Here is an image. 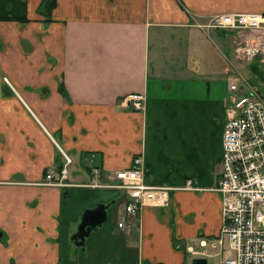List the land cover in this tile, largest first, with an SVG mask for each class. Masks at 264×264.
Instances as JSON below:
<instances>
[{
	"label": "crops",
	"instance_id": "1",
	"mask_svg": "<svg viewBox=\"0 0 264 264\" xmlns=\"http://www.w3.org/2000/svg\"><path fill=\"white\" fill-rule=\"evenodd\" d=\"M40 2L0 0V264H190L189 249L209 250L220 226L231 93L209 28L231 32L207 23L264 14V0H54L48 12ZM130 92L143 96L137 110L120 104ZM58 147L73 163L67 184L43 183L48 168L57 176ZM133 156L144 182L169 186L168 203L118 227L124 190L108 184ZM98 202L105 219L74 245L76 216Z\"/></svg>",
	"mask_w": 264,
	"mask_h": 264
},
{
	"label": "built area",
	"instance_id": "2",
	"mask_svg": "<svg viewBox=\"0 0 264 264\" xmlns=\"http://www.w3.org/2000/svg\"><path fill=\"white\" fill-rule=\"evenodd\" d=\"M207 25L228 29L240 57L247 61L255 58L264 65V14L220 13L213 15ZM241 81L243 85L228 84L231 93L222 122L220 171L215 185L220 193L221 219L215 241L219 245L224 238L227 241V254L220 258L219 264H264V94L245 79ZM142 99L139 92H130L121 102H129L138 109ZM60 152L58 177L52 179L51 170L47 169L45 183L64 184L61 179L70 157ZM139 163V158L133 156L130 166L113 171L111 185L125 192L117 226L133 217L143 204L168 203L169 186L144 182ZM89 170L94 175L99 172L95 165H90Z\"/></svg>",
	"mask_w": 264,
	"mask_h": 264
},
{
	"label": "rangeland",
	"instance_id": "3",
	"mask_svg": "<svg viewBox=\"0 0 264 264\" xmlns=\"http://www.w3.org/2000/svg\"><path fill=\"white\" fill-rule=\"evenodd\" d=\"M209 35L216 45L218 44L220 45V50L223 51V53L225 54L224 61H225V64L227 65L226 79L228 81L233 80L237 84H240V85H243L241 80L245 79L248 83L257 84L258 89L261 92H264V85H261L259 83V78L256 75V73L250 70L249 66L244 62V60H242V58H240V55L237 53V51H235L234 36L232 34H229L230 36L229 37L228 33L225 32L223 37L217 38L216 37L217 35L214 34L212 28H209ZM206 40L203 41V43L207 42L204 47V52H206L209 56L217 55L218 54L217 46H214L208 39ZM227 40L231 43V45L227 43ZM221 60H223L222 57H221ZM229 62H231V64L233 65L231 66ZM72 166H73V163L68 165V169L71 170ZM121 205H122V202H120V207ZM84 209L85 208H83L80 211V213L76 216V220L78 219L77 221H79L80 214L82 213ZM213 243L215 244L214 241ZM207 247L209 248L210 251L214 253L206 257V264H217L218 259L227 254L226 238H224L222 245L218 244L217 246L215 245L212 247L209 244ZM216 251L219 252V255L218 254L216 255L215 253Z\"/></svg>",
	"mask_w": 264,
	"mask_h": 264
},
{
	"label": "water",
	"instance_id": "4",
	"mask_svg": "<svg viewBox=\"0 0 264 264\" xmlns=\"http://www.w3.org/2000/svg\"><path fill=\"white\" fill-rule=\"evenodd\" d=\"M106 203L98 202L92 207H86L80 214L75 230L70 233V239L76 246L82 245L84 237L90 230L95 229L106 217ZM190 264H205V258L202 256H194L190 259Z\"/></svg>",
	"mask_w": 264,
	"mask_h": 264
},
{
	"label": "trees",
	"instance_id": "5",
	"mask_svg": "<svg viewBox=\"0 0 264 264\" xmlns=\"http://www.w3.org/2000/svg\"><path fill=\"white\" fill-rule=\"evenodd\" d=\"M54 4V0H41L40 8H42L45 12H48V9L52 7ZM251 71L256 73L259 79L264 77V70L262 69L261 65L257 64L256 62H251L248 64ZM143 264H161L160 262L157 263H148L143 261Z\"/></svg>",
	"mask_w": 264,
	"mask_h": 264
},
{
	"label": "bare ground",
	"instance_id": "6",
	"mask_svg": "<svg viewBox=\"0 0 264 264\" xmlns=\"http://www.w3.org/2000/svg\"><path fill=\"white\" fill-rule=\"evenodd\" d=\"M262 20V19H261Z\"/></svg>",
	"mask_w": 264,
	"mask_h": 264
}]
</instances>
